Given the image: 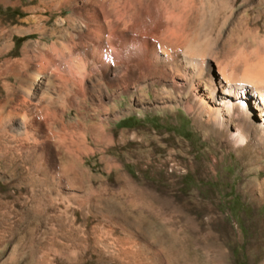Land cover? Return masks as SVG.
Wrapping results in <instances>:
<instances>
[{"label":"rangeland","instance_id":"obj_1","mask_svg":"<svg viewBox=\"0 0 264 264\" xmlns=\"http://www.w3.org/2000/svg\"><path fill=\"white\" fill-rule=\"evenodd\" d=\"M193 1L0 0V264H264L257 111L231 98L235 144L200 115L169 39L189 9L224 23L240 78L264 25L230 30L264 0Z\"/></svg>","mask_w":264,"mask_h":264},{"label":"bare ground","instance_id":"obj_2","mask_svg":"<svg viewBox=\"0 0 264 264\" xmlns=\"http://www.w3.org/2000/svg\"><path fill=\"white\" fill-rule=\"evenodd\" d=\"M193 5L194 3L192 4V6ZM258 5L260 4H257V7ZM203 9L206 10L205 8ZM249 10H251V8L244 9V13L246 14L245 17L240 21H238L237 25H235L233 29L231 28L230 30L231 36H235L239 42L245 36L251 37L252 39L258 36L260 34L259 31L260 26L262 25V23L264 25L263 22L264 9H262V11L257 16L254 17H251V12H249ZM204 15H206V13ZM171 16L172 15H170V17ZM210 19L203 22L202 20L199 19L197 13L195 12L193 13V11L189 9L188 12L184 13L181 19L182 20L181 28H183L184 30L182 32L170 33L169 39H173L176 46L179 44L183 45V51L180 53V58L178 63H180V65L185 71L184 74H185L186 85L189 87V89L194 91H200L201 89L203 90L202 91L203 93L199 94V96L197 97L201 107L200 115L204 117L208 122L209 121L212 122L216 127L221 128V126L223 127L226 126L225 124H227L230 127H234V130L231 133L232 140L235 144L242 145L247 141L245 134L241 130L240 127L241 125L235 123V121L231 119L232 116H229L228 114L230 112V108L233 105L237 106L239 109L242 110L246 109V111L248 110V112H251V110L254 108V110L257 111L254 114H256V116L260 120V125L258 126V128H260V130L264 134V59L260 61L257 67L250 66L249 63L246 62L247 60L245 61L243 59V61H245V65L241 73V76L239 78L237 76L238 74L235 71L237 66L235 61L231 59L230 60L223 59L224 58L223 52H225L224 44L222 43L221 47L219 48V38L222 34L224 23L222 24L220 29L215 33ZM231 45L233 44L231 43ZM160 51L165 55L168 54L167 52L168 50L163 46L160 48ZM208 58H212L216 61L217 72L220 74L219 77L220 80H218L214 74L216 79L215 88H213L214 87L213 83H208L203 80V78H205L204 77L205 71L207 70L206 59ZM173 68L177 70V66ZM36 79H37V74H35L32 80L35 81ZM221 82H224V84ZM217 91L218 92L220 91L221 94L220 96H217L216 93ZM233 97L235 100L238 101L232 103L233 105H231L232 102L231 98ZM251 103H252V107H251ZM234 113L235 112H233V114Z\"/></svg>","mask_w":264,"mask_h":264}]
</instances>
